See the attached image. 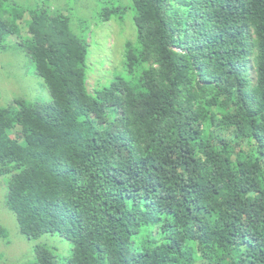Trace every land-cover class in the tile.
I'll list each match as a JSON object with an SVG mask.
<instances>
[{
  "label": "trees",
  "instance_id": "1",
  "mask_svg": "<svg viewBox=\"0 0 264 264\" xmlns=\"http://www.w3.org/2000/svg\"><path fill=\"white\" fill-rule=\"evenodd\" d=\"M131 2L124 73L90 91L70 18L0 0V52L20 38L52 99L0 106L7 208L64 264H264V0Z\"/></svg>",
  "mask_w": 264,
  "mask_h": 264
},
{
  "label": "rangeland",
  "instance_id": "2",
  "mask_svg": "<svg viewBox=\"0 0 264 264\" xmlns=\"http://www.w3.org/2000/svg\"><path fill=\"white\" fill-rule=\"evenodd\" d=\"M10 7L25 9L35 3H45L52 11L62 13L71 20V29L87 38L88 88L93 91L108 85L124 73V51L128 42L136 41L133 5L131 0H8ZM120 7L124 11L109 22H103L100 13L104 8ZM28 14L21 22L22 36H28ZM20 38L12 36L8 48L0 52V106L5 107L14 99H26L39 104L52 101L43 80L36 74L25 51L17 46ZM9 176L0 178V226L8 232L0 239V264H29L35 259V247L46 245L55 251L58 263L64 264L70 255L71 245L58 235H44L29 240L19 231L16 216L6 206Z\"/></svg>",
  "mask_w": 264,
  "mask_h": 264
}]
</instances>
